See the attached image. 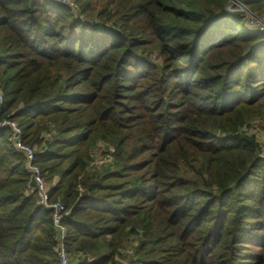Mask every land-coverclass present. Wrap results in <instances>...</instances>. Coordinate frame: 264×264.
Here are the masks:
<instances>
[{"label":"trees","instance_id":"16d2710c","mask_svg":"<svg viewBox=\"0 0 264 264\" xmlns=\"http://www.w3.org/2000/svg\"><path fill=\"white\" fill-rule=\"evenodd\" d=\"M75 2L0 0V118L72 264H264V151L241 131L264 116V32L228 0ZM94 148L114 162L90 174ZM55 231L0 129V264H59Z\"/></svg>","mask_w":264,"mask_h":264},{"label":"built area","instance_id":"2783aa9c","mask_svg":"<svg viewBox=\"0 0 264 264\" xmlns=\"http://www.w3.org/2000/svg\"><path fill=\"white\" fill-rule=\"evenodd\" d=\"M57 3L68 5L74 10L77 9L75 0H54ZM248 0H228L226 11L228 13H237L247 8ZM247 26L254 28L255 31L264 32V16H254L247 19ZM4 102V97L0 93V108ZM8 128L11 131V140L14 147L25 156V165L31 173L35 183V192L37 194L38 204L51 211L53 226L56 232L55 252L58 256L59 264H72L66 249V229L62 224L64 216V207L60 200L51 201L48 187L43 179L42 172L35 164V150L22 142V132L15 121L0 118V129Z\"/></svg>","mask_w":264,"mask_h":264},{"label":"rangeland","instance_id":"374dc122","mask_svg":"<svg viewBox=\"0 0 264 264\" xmlns=\"http://www.w3.org/2000/svg\"><path fill=\"white\" fill-rule=\"evenodd\" d=\"M249 1V0H248ZM248 1H247V4H248ZM227 6V4H226ZM226 6H225V10H226ZM78 8L75 9L74 8V13L76 14H79L78 13ZM233 14H236L238 15V17L241 18V20L246 24H247V19H250L254 16H259V17H263L264 16V11L263 12H257V11H254L252 10L248 5H247V8L245 7V9H242L240 10V12H237V13H233ZM246 135L248 134H252L255 139L259 142V145L260 147H263V151H264V116L263 117H255L253 119H250L249 121H247L243 127L241 128ZM240 130V129H239ZM106 152V148H94L92 150V152H90V154H92V161H91V168L93 169H90L89 170V173L90 174H94V173H97L99 170V172H102V169L105 168L107 169L108 165L111 163V162H114L112 159H110L111 157L109 155H107ZM261 159H264V152L261 151V156L259 157ZM40 169V168H39ZM55 182H57V179L55 178L54 181H52L49 185L50 186H53L55 184ZM53 223V221H52ZM57 235V234H56ZM55 239H56V236H55ZM134 241V238L132 236L129 237L128 241H126V246L128 248L129 251H131L132 249L131 248V243H133ZM127 261H123V263H126Z\"/></svg>","mask_w":264,"mask_h":264},{"label":"water","instance_id":"95a60500","mask_svg":"<svg viewBox=\"0 0 264 264\" xmlns=\"http://www.w3.org/2000/svg\"><path fill=\"white\" fill-rule=\"evenodd\" d=\"M244 23V22H243ZM245 24V23H244ZM246 25V24H245ZM247 26V25H246ZM248 28H250V29H252V30H254V28H251V27H249V26H247Z\"/></svg>","mask_w":264,"mask_h":264}]
</instances>
